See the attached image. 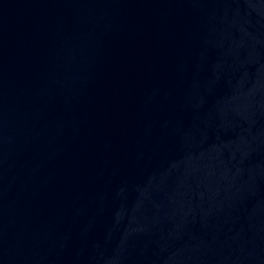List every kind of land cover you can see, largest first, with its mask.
I'll return each mask as SVG.
<instances>
[{"label":"water","instance_id":"water-1","mask_svg":"<svg viewBox=\"0 0 264 264\" xmlns=\"http://www.w3.org/2000/svg\"><path fill=\"white\" fill-rule=\"evenodd\" d=\"M0 236L264 264V0H0Z\"/></svg>","mask_w":264,"mask_h":264}]
</instances>
